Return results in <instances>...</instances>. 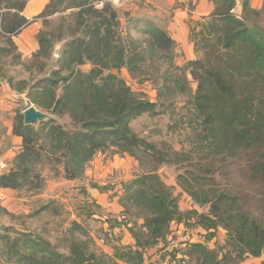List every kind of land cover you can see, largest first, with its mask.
Returning a JSON list of instances; mask_svg holds the SVG:
<instances>
[{"label":"trees","instance_id":"obj_1","mask_svg":"<svg viewBox=\"0 0 264 264\" xmlns=\"http://www.w3.org/2000/svg\"><path fill=\"white\" fill-rule=\"evenodd\" d=\"M29 1L0 0V80H5L17 93L25 94L29 102L15 115L13 134L22 138V148L12 167L0 172V188L39 191L46 183L40 170L44 166H62L66 178L80 179L97 154L107 150L130 155L150 168L128 181L121 197L129 216L125 225L135 245H114L113 256L98 254L88 240L79 237L88 235L87 230L74 221L69 229L68 253L60 252L49 240L31 232L0 234V240L7 245V260L14 264H143L146 250L166 239L174 221L182 222L185 218H196L200 226L211 231V236L219 228L227 231V241L215 249L190 244L186 253L195 256L197 264H246L248 256H261L264 215L254 216L252 211L244 210L239 194L212 191L207 185L212 173L225 165L226 157L236 158L245 153L248 159L243 168L262 187L264 199L263 10L253 8L250 0H240L242 12L238 15L234 13L238 0H210L215 5L213 12L201 21L190 22L189 39L203 56L190 60L186 66L198 83L189 104L196 112L194 123L201 129L202 134L198 135L202 145L216 158L205 164H192L178 178L195 203L201 207L209 205V212L204 213L183 212L172 188L158 173L161 165L182 162L185 155L158 148L131 127L133 120L145 113H155L160 102L170 101L163 97L166 90L167 94L175 90L187 93L189 86L175 77H166L165 88L158 94L159 102H154L119 77L123 68L134 76H142L145 63L158 52L172 53L176 41L148 21L146 31L150 40L146 50L141 51L135 43L128 45L124 41L114 7L107 3L96 7V2L106 0H50L36 17L45 19L60 11L78 9L74 27L66 28L71 37H55L41 30L40 48L24 61L14 37L31 23L24 14ZM58 41L64 42L63 47L46 75L38 79L9 75L7 68L11 67L22 66L31 73L36 64L43 68L41 58H52ZM87 64L91 68L84 71L82 66ZM30 105L48 113L49 119L26 125L24 111ZM55 116H68L70 125L58 122ZM41 210L57 212L51 203Z\"/></svg>","mask_w":264,"mask_h":264},{"label":"rangeland","instance_id":"obj_2","mask_svg":"<svg viewBox=\"0 0 264 264\" xmlns=\"http://www.w3.org/2000/svg\"><path fill=\"white\" fill-rule=\"evenodd\" d=\"M250 2L252 3V0ZM106 3L118 11L120 34L124 41L128 45L135 43L141 51L146 50L150 40V34L146 31L148 21L165 30L169 36L170 31L167 28L171 21L175 20L174 10L178 8L187 14L185 25L189 29L191 21H201L193 17L198 4L192 0L185 2L171 0L170 4L166 0H107ZM240 3L238 0L234 9V13L238 15L242 12ZM258 4L255 9L263 10L261 23L264 26V0L258 1ZM77 10L60 11L45 19L30 17V25L40 22L43 23L41 30L45 33L53 34L55 37L64 34V38H69L71 36L68 30L66 32V28L67 25L70 28L74 27V15ZM63 44V41L56 43L52 58L46 56L41 58L45 64L43 68L36 64L31 73L22 66L11 67L7 68L9 75L16 79L43 77L53 68ZM202 56L203 53L196 51L195 48L192 51L176 44L172 53L161 51L147 61L143 69L144 74L140 77L134 76L127 68L119 72V77L125 79L135 92L144 93L147 99L154 102L158 101V94L165 88L163 81L166 77L167 79L175 77L189 86L187 93H177L174 89V92L167 94L166 90L163 97L169 98L170 101L160 102L155 113H145L131 123L132 129L140 137L155 143L158 148H167L169 151L185 155L186 159L182 162L163 164L158 169L162 180L172 188L183 212L198 210L208 213L210 209L209 205L201 207L195 203L179 184L178 178L180 174H185L192 164H205L216 158L211 150L202 145L204 142L198 135L202 134L201 129L194 123L196 112L189 104L190 96L196 93L198 83L190 70H186V66L190 60L200 59ZM90 68V64L82 66L84 71H89ZM170 85L173 87V83L170 82ZM13 98L18 99L17 110H23L28 106L25 94ZM55 117L58 122L70 125L68 116ZM111 151L98 153L80 179L66 178L62 166H59V169L44 166L40 170L46 183L41 190L4 191L0 196V234L16 236L21 231L31 232L49 240L60 252L68 253L69 229L72 223L77 221L85 227L88 234L77 235L88 240L91 249L98 254L106 253L113 256L114 245H135V239L125 225V218L128 215L121 197L125 193V184L133 177L147 172L150 167L148 164L142 165L130 155ZM245 155L247 156L244 153L236 158L226 157L225 165L220 166L221 170L218 167L210 176L211 182L207 188L212 191L219 189L218 191L233 195L239 194L244 210L252 211L254 216L264 215L262 187L246 174L244 168L248 158ZM7 164L8 168L0 171L10 169V164ZM49 203L53 204L57 212L41 210ZM138 221L140 224L143 223V219ZM210 232L200 226L196 218H185L182 222L174 221L166 239L146 250L143 264H197L196 257L186 253L190 244L199 243L215 249L218 245H224L228 239L227 231L223 228H219L215 236H211ZM6 248V242L0 240V264H14L7 260ZM263 260L264 252L259 257L248 256L245 263L260 264Z\"/></svg>","mask_w":264,"mask_h":264},{"label":"crops","instance_id":"obj_3","mask_svg":"<svg viewBox=\"0 0 264 264\" xmlns=\"http://www.w3.org/2000/svg\"><path fill=\"white\" fill-rule=\"evenodd\" d=\"M187 0H179L185 2ZM198 4L193 17L197 20L208 16L213 12L215 5L210 0H192ZM258 1L252 0L251 6L257 8ZM263 1V0H262ZM50 0H30L24 14L29 19L38 16L47 6ZM168 4L171 0H166ZM241 4V3H240ZM176 9V8H175ZM175 20L169 24L167 28L170 36L176 41V44L182 45L184 48L192 50L194 44L189 39L190 30L185 25L187 14L181 9L174 10ZM187 13V12H186ZM183 24V25H182ZM185 25V26H184ZM184 26V27H183ZM43 28V23L35 22L25 28L19 35L14 37L16 44L23 55V60L30 59L39 48L38 34ZM12 90L5 80H0V163L6 161L12 167L13 159L22 148V138L13 134L14 118L17 113L18 99L14 100V96L20 95ZM16 105V107H14ZM9 170V169H8ZM7 171V170H6ZM4 172V171H0ZM15 191L12 189L0 188V196L3 192Z\"/></svg>","mask_w":264,"mask_h":264},{"label":"water","instance_id":"obj_4","mask_svg":"<svg viewBox=\"0 0 264 264\" xmlns=\"http://www.w3.org/2000/svg\"><path fill=\"white\" fill-rule=\"evenodd\" d=\"M49 119V115L34 105H30L24 111V122L26 125H38L40 122Z\"/></svg>","mask_w":264,"mask_h":264},{"label":"built area","instance_id":"obj_5","mask_svg":"<svg viewBox=\"0 0 264 264\" xmlns=\"http://www.w3.org/2000/svg\"><path fill=\"white\" fill-rule=\"evenodd\" d=\"M107 2V0L106 1H98V2H96L95 3V5L98 7V6H100V7H102V6H104V4ZM6 168H8V164L7 163H5V162H1L0 163V170L1 169H6Z\"/></svg>","mask_w":264,"mask_h":264}]
</instances>
